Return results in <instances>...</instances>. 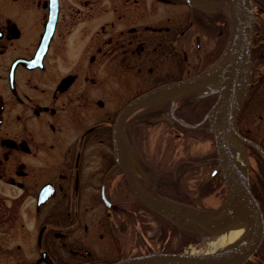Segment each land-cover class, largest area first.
<instances>
[{
  "label": "flooded vegetation",
  "instance_id": "obj_1",
  "mask_svg": "<svg viewBox=\"0 0 264 264\" xmlns=\"http://www.w3.org/2000/svg\"><path fill=\"white\" fill-rule=\"evenodd\" d=\"M251 1V79L236 126L264 151L262 126V137L246 126L264 117V0ZM227 10L224 0H0V264H109L211 236L191 217L161 215L138 200L124 168L131 161L151 199L192 205L193 194H216V153L186 154L157 170L144 146L158 124L175 144L178 136L212 135L205 115L217 94L201 88L133 110L122 126L129 162L112 130L141 93L210 66L225 42ZM245 150L264 218V161ZM163 172L201 188L212 183V191L159 194L154 181ZM262 251L264 235L244 264H264Z\"/></svg>",
  "mask_w": 264,
  "mask_h": 264
},
{
  "label": "water",
  "instance_id": "obj_2",
  "mask_svg": "<svg viewBox=\"0 0 264 264\" xmlns=\"http://www.w3.org/2000/svg\"><path fill=\"white\" fill-rule=\"evenodd\" d=\"M230 9L231 31L226 51L221 59L209 70L193 77L160 86L141 93L127 103L115 118L112 139L115 150L129 162V154L122 139L121 128L127 116L136 108L160 99L180 95L201 87L217 93L215 103L207 113L211 116V130L217 154L218 169L226 189L222 204L214 210L182 206L155 201L141 193L133 179L130 162L124 168L126 180L134 196L161 214L169 210L182 216L201 221L212 234L239 227L247 228V235L237 247L223 254H193L188 252H150L121 258L109 264H244L257 251L264 235V219L257 199L249 184L233 169L229 159L227 142L241 147L248 145L255 149L264 160V151L259 145L239 133L235 123L238 109L235 108L237 95L248 87L250 82V48L253 31V7L251 0H227ZM49 35H44L41 47L44 51ZM246 162V161H244ZM236 196L238 209L232 210L229 202ZM224 208L227 215L218 214ZM231 214V217H229ZM221 217V218H220ZM215 219L214 227L207 219ZM211 219V220H212Z\"/></svg>",
  "mask_w": 264,
  "mask_h": 264
},
{
  "label": "rangeland",
  "instance_id": "obj_3",
  "mask_svg": "<svg viewBox=\"0 0 264 264\" xmlns=\"http://www.w3.org/2000/svg\"><path fill=\"white\" fill-rule=\"evenodd\" d=\"M185 9V7L179 8V10ZM182 13L184 14V11L182 10ZM119 86H116V90H118ZM118 95H123V93L120 92V90H118ZM247 122V121H246ZM246 126H252L253 130H251L253 133V136H259L262 137V129L264 130V117L263 119L260 120H255L254 122H250L248 123V125ZM259 126H262V129L260 130V132H257V128H261ZM152 134H146V139H145V143L146 145L144 146L145 148V155L146 158L149 159L150 165H154L155 167H157V170H159L158 168H162V167H166L167 165H173V160L175 158H181L182 156H186V154L193 156L194 158L196 157H200L201 155L206 154L207 152L211 153L212 151V142L210 140V138L208 140H197L194 139L193 137L188 138L187 140L182 137V136H178V139L175 141L176 144L174 143V141L172 140H164L166 133H164L163 127L161 124L156 125V128H152ZM256 130V131H254ZM259 133V135H258ZM168 142V145H167ZM246 155H245V159L248 160V170H247V181L251 184L255 185L256 182V178L257 176L253 175L250 172V162L253 161V158L248 154V150H244ZM253 165H255L253 163ZM158 175L160 176V173H157L156 176V180L154 181L156 183V188L155 190H159V191H164V190H172V191H179L182 189H186V190H191L194 191L195 193L199 190V188H201V184L199 182L196 181H192L191 179L188 180H184L181 182H177V181H171L169 183V188L166 187L164 189V183H161V180L158 178ZM258 185H260L259 181L257 183ZM161 185H163V187L161 188ZM211 185V184H210ZM209 185V186H210ZM223 185V184H221ZM208 186V189L210 188ZM164 189V190H163ZM154 190V191H155ZM203 190H207V186H204ZM215 193L214 195H209V196H204V197H200L198 194H193V204L201 206V207H206V208H215L217 207L220 202L222 201V199L224 198V195L222 194L223 189L220 185H218L215 188ZM160 194V193H159ZM179 199V198H178ZM237 230V229H235ZM230 232V231H229ZM227 233V232H225ZM223 236V235H220ZM218 235L212 236V237H206L200 244L195 245V241L193 240V242H188L185 243L182 247L181 250H186L189 246V243L191 244L190 247L193 248H189L190 251H193L195 253H206V251L209 248V245L212 241H215L218 237H220ZM245 236V235H244ZM219 249L224 250V246L219 245ZM262 254L264 255V252L262 251Z\"/></svg>",
  "mask_w": 264,
  "mask_h": 264
},
{
  "label": "bare ground",
  "instance_id": "obj_4",
  "mask_svg": "<svg viewBox=\"0 0 264 264\" xmlns=\"http://www.w3.org/2000/svg\"><path fill=\"white\" fill-rule=\"evenodd\" d=\"M227 148L229 153V159L233 166L235 172L243 179L247 180V167L243 162L242 153H239V148L231 143L230 141L227 142ZM239 203L238 197L233 201L229 202V207L232 210L238 209L237 204ZM231 217V214H229ZM246 233L245 229H237L232 230L223 234V236L218 237L215 241H212L208 248V253L210 254H223L229 249L234 248L236 245L240 243ZM219 245L224 246V250L219 249Z\"/></svg>",
  "mask_w": 264,
  "mask_h": 264
},
{
  "label": "trees",
  "instance_id": "obj_5",
  "mask_svg": "<svg viewBox=\"0 0 264 264\" xmlns=\"http://www.w3.org/2000/svg\"><path fill=\"white\" fill-rule=\"evenodd\" d=\"M228 37H229V28H228V23L226 24V29H225V42H224V45L222 46V47H220V49H219V51H218V55L216 56V55H212L211 53H210V60H209V62L207 63V66L209 65V63H210V65H212L215 61H217L218 59H219V57L221 56V54L223 53V51H224V49H225V47H226V45H227V42H228ZM207 66H205V67H207ZM204 67V68H205ZM198 119H200V117H198V118H195V120H193V121H198ZM187 137H188V135H186ZM190 137V136H189ZM212 138V136L211 135H199V134H194L193 135V138L194 139H205V138ZM186 139V138H185ZM162 175H164V177H163V179L161 180V183H164L165 185H164V189L166 188V187H168L169 188V183L171 182L170 181V179L167 177L168 175H167V173L166 172H163L162 173ZM163 187V185H161V188ZM253 188V187H252ZM163 189V190H164ZM165 191V190H164ZM200 195H202V194H200ZM204 195V194H203ZM194 228H195V231H197V228L198 229H201L202 230V228H199L196 224H195V226H194ZM176 231H177V233L178 234H182V233H184V230L183 229H181V228H177L176 229ZM193 240H195V239H193Z\"/></svg>",
  "mask_w": 264,
  "mask_h": 264
}]
</instances>
